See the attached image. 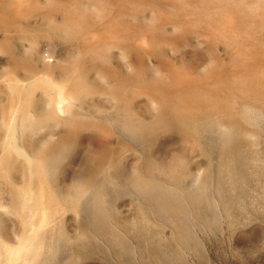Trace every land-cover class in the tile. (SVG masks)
Returning <instances> with one entry per match:
<instances>
[{"label": "bare ground", "instance_id": "6f19581e", "mask_svg": "<svg viewBox=\"0 0 264 264\" xmlns=\"http://www.w3.org/2000/svg\"><path fill=\"white\" fill-rule=\"evenodd\" d=\"M95 1L0 0V197L9 196L0 198V264H60L65 247L73 250L66 264H81L96 246L118 249L130 259L119 264H129L135 230L148 241L145 228L157 224L171 228L180 254L188 217L200 206L225 212L224 199L260 177L264 41L251 30L264 28V0H222L207 15L136 0L107 13ZM104 16L117 17L109 34H101L111 19ZM169 28L221 38L242 69L232 79L216 70L200 82H170L149 64L180 46ZM114 50L126 73L114 68ZM245 66L252 77H242ZM177 144L203 167L194 173L186 158L168 154ZM122 200L137 211L131 225L121 219Z\"/></svg>", "mask_w": 264, "mask_h": 264}, {"label": "rangeland", "instance_id": "374dc122", "mask_svg": "<svg viewBox=\"0 0 264 264\" xmlns=\"http://www.w3.org/2000/svg\"><path fill=\"white\" fill-rule=\"evenodd\" d=\"M41 1H45V0H41ZM99 1L96 0L95 5L103 7V9H105L107 13L111 11L112 7L118 6L121 3L126 2L124 0H112V1L101 0V2ZM136 1L145 2L147 4L169 3L172 5L175 4L182 6L186 4L185 7H189V6L194 7L196 11L203 12L204 15L213 14L211 9L217 7L218 4L221 5L222 2V0H195V1L184 0V2L183 0L180 1L179 0H175V1L174 0H136ZM246 1L247 3H253L255 5L259 0H246ZM234 2L240 3L242 1L234 0ZM105 5L107 7H105ZM185 15L191 16L190 13H186ZM104 17H106V19L107 18L108 19L111 18V19L110 21L108 20L109 23L107 27L103 29L105 31L103 30L101 31V34H103V32L105 34H109V32L114 28V24H115L114 20H116L117 17L116 16L113 17L111 16L110 18L107 16ZM151 17H152L151 14H146L144 16H141L138 19L139 21H141L139 24L143 25V27L147 26L148 24L147 22L151 19ZM130 19L131 18H128L129 22L130 21L132 22V19L131 20ZM252 28H253L251 30L253 35L252 37L254 39L256 38L255 39L256 41H260V40L262 41V39L264 41V28L263 29L259 28L260 30L257 28V26H254ZM169 31L171 32V34L170 32H166L165 35L180 38V41H182L180 42V46L174 48L173 50L167 49V55L166 58L162 60L161 62L162 64H160L158 59L149 60V64L153 69H158L165 78L169 79L170 82L175 81L174 78L177 75H178L177 77L185 78L184 79L185 81H189V79L190 81L191 80L193 81L195 79L200 82L202 80V73L203 75H205L208 74L209 72L216 70H217L216 72L225 74L227 75L228 78L232 79L231 75L233 73H237L240 69H242L240 68L241 62L239 61V59L233 57V51L228 45L225 44L223 40H221V38L220 39L219 37L213 39L200 38L184 29H180L179 31H177L178 34L174 32L173 29L171 28H169ZM157 37L162 38V35L157 33ZM25 44L27 43H24L23 49L27 50L28 44L27 45ZM44 47L45 46H43L41 49L42 52H44L45 50ZM63 55H64L63 53L58 51L56 57L57 59H63L65 58V55L64 56ZM112 55H113L114 68H118V69L120 68L121 71H124L122 73H126L128 71L127 68L128 64L125 61L124 57L121 55V53L114 50ZM229 61L232 62L230 63ZM238 62L240 63L238 64ZM260 67H263L261 68L262 70L260 71L264 74V64H261ZM245 68L247 69V71L242 73V74L246 73L245 75H242V77H247V78L252 77L253 75L252 68L249 67L247 68L246 66ZM183 74L186 77H184ZM230 79H228V81H231ZM0 122H1V118H0ZM263 128L259 130L260 134L262 135L261 137L262 140L260 139L261 143L259 146V150L261 152V160L263 161L260 177L258 180H255L251 177L246 178L245 179L246 186L244 189L239 190L240 192L238 195L224 199V204L227 208V210L225 211L226 213L222 209L214 210V209L206 208V206L205 207L200 206V210L201 208L202 210L201 211L199 210V212H197V215L192 216L191 219L188 217L185 222L186 245L184 250H182L180 254H178L179 252L177 251V247L175 246L174 241L171 239L172 231H170L171 230L170 227H164L160 229L161 227L158 224L154 226L150 225L149 227H146L145 232L149 231L150 234L149 237L151 238V239L149 238L148 241H146V239L144 238L146 233H143V230L140 227L139 229L135 230L133 234L134 246L139 247V249L136 247L137 249L136 255L135 254L133 255V253L128 255L131 256V261H129L130 262L129 264H264V138H263L264 129ZM84 143L85 146H87L89 143V139L88 138L84 139L83 144ZM166 150L168 151V154L175 152L181 155L182 158L183 157L184 159L186 158L185 160L186 161L188 160V162L191 163L192 172L194 173L203 167L202 163L195 164L193 160L188 158L187 154L189 152V147L185 145L177 144L175 146L166 147ZM74 169L76 170L77 167H75ZM256 190H257V194H254ZM3 193H4L2 195L3 197L1 196L0 198L1 199L3 198L2 201L3 202L5 201L4 203L9 202V196L6 195L8 193H6V191H4ZM4 195L6 198L4 197ZM129 202L130 201L128 200L120 201L118 203V207H119L118 209L121 213L122 221L124 223L131 225L133 224V221H137L138 216H137V211L134 208V203L130 202L129 204ZM228 206L229 207L231 206V209L228 208ZM160 217H162L161 219L163 220L167 219L166 216H164L163 214H160ZM17 222L18 221L13 220L12 222L13 228H11L12 229L11 233L14 232L15 229L17 231L19 230L20 226L19 223ZM74 223L75 222L72 221V218L69 216L67 218V231L69 234H71V236L73 235V237L77 233V229H76L77 225ZM163 230L164 232L161 233V231ZM150 231L152 232L150 233ZM165 231H167V233ZM147 242H149L148 245H146ZM93 248L94 249H91V252L93 251L92 256L95 257L90 256V259L83 261L81 264H116V263L119 264L121 260L125 259V261L127 262L128 260H130L129 257L126 256V254L120 253L118 249L117 250L112 249L106 252L107 249L104 250V248L101 247L99 248L96 246ZM95 248L97 249L95 250ZM132 248L134 247L131 246V249ZM70 249L71 248L67 249L66 247L62 249L61 252H63V254L60 253L57 259L58 262H60V264H66L70 260L71 258L70 255L73 254L72 253L73 250ZM140 252H142L143 254ZM94 253L97 255H95ZM117 254H120V256ZM112 255L114 256L112 257ZM98 256L101 259L98 258ZM60 257L63 258L61 259ZM103 257L104 259H102ZM145 257L148 258L145 259ZM137 258L141 263L137 260Z\"/></svg>", "mask_w": 264, "mask_h": 264}]
</instances>
